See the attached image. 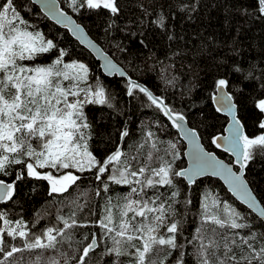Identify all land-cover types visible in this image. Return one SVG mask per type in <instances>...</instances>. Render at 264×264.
I'll use <instances>...</instances> for the list:
<instances>
[{
	"label": "trees",
	"instance_id": "obj_1",
	"mask_svg": "<svg viewBox=\"0 0 264 264\" xmlns=\"http://www.w3.org/2000/svg\"><path fill=\"white\" fill-rule=\"evenodd\" d=\"M58 1L131 80L163 100L172 113L183 115L207 151L232 164V159L212 143L214 137L223 133L227 123L212 101L216 82L220 79L228 82L225 90L236 106L243 135L249 138L264 135V129L259 126L264 122V112L256 107L264 99V16L258 12V0H116L120 11L115 16L107 9H87L77 5L74 10L70 0ZM15 3L22 17L29 22L28 30L41 33L45 40H52L56 46L35 61L20 63L28 67L46 66L63 50L65 63H83L88 68V79L86 84L81 83L82 88L99 86L104 89L108 103L84 106L90 125L86 130L88 148L98 160L119 148L123 153L122 160L129 162L133 169L145 163L149 151L154 156L152 167H159L160 158L171 163L174 172L185 166L183 142L144 93L137 88L129 95V82L125 78L103 75L91 54L67 31L50 22L29 0H15ZM161 18L163 26L158 23ZM68 85L65 81L64 86ZM122 133L127 135L122 137ZM148 133L152 134L151 138ZM152 143L156 150L151 148ZM173 144L174 149L170 147ZM94 171L78 173L80 179L68 192L50 196L47 181L27 178L23 165H12L9 174H0V179L5 183L12 182L17 172H23L26 178L17 182L13 199L2 204L0 211L6 212L11 221L22 219L30 233L36 235L48 227L62 228L57 217L67 219L75 211L76 220L87 226L69 230L71 247L67 242L57 247L69 256L78 257L83 247L91 242V235L96 233L98 246L86 258V264H112L115 257L103 254L111 242L105 243L101 239L98 222L106 214L109 199L113 205H121L130 189L110 183L105 192L103 185L95 180ZM172 179L173 186L159 188V192L167 199L172 191L179 190L180 195L173 205L175 214L167 219L169 223L179 222L177 243L183 247L174 250L165 264H176L181 253L184 264H198L199 241L194 238L197 230L202 228L204 203L210 212L221 217L225 216L222 209L228 205L242 218L238 222L248 225L234 231L243 236L255 233L264 239L261 236L264 223L236 202L217 179L205 177L193 185H187L176 176ZM245 179L264 208V152L255 150L253 158L245 163ZM104 180L107 182V175ZM97 188L99 196L95 194ZM153 191L148 190V195L151 196ZM82 192L87 196H80ZM74 200L79 204L86 203V206L78 209L72 203ZM212 200L218 201L215 207ZM118 211L119 208H113L116 219ZM214 227L211 223L203 225L202 234L211 235ZM216 231L224 230L217 228ZM161 234H167L166 227L161 228ZM6 243L22 247L19 238L12 241L6 237ZM256 246L259 247V243ZM40 253L39 249L25 251L15 254L13 259H19L21 264H33ZM56 255L53 250H45L43 259ZM129 259L120 258L123 264H128Z\"/></svg>",
	"mask_w": 264,
	"mask_h": 264
},
{
	"label": "snow or ice",
	"instance_id": "obj_2",
	"mask_svg": "<svg viewBox=\"0 0 264 264\" xmlns=\"http://www.w3.org/2000/svg\"><path fill=\"white\" fill-rule=\"evenodd\" d=\"M44 2L50 16L57 22L66 19L65 13L55 6V0ZM70 4L74 10L77 5L87 9H107L113 16L120 11L116 0H70ZM258 12L264 16V0H258ZM158 23L163 26V19ZM28 29L29 22L22 17L15 0H0V174L8 175L12 165H23L27 178L47 181L50 196L66 193L75 186L80 179L75 173L93 170L95 180L103 185L105 192L109 190L110 183L128 186L130 191L122 198L124 203L113 205L109 199L105 207L106 214L98 222L102 230L101 239L105 243L111 242L103 254L115 257L112 264H123L121 257H129L128 264H165L174 250L183 247L177 243L179 222L169 223L167 219L175 214L173 205L180 195L179 190L172 191L167 199L164 193L159 192V188L173 186V176L185 177L191 184L194 177L206 173L222 175L240 193L245 203L255 207V201L240 177L217 161L212 153L203 152L199 146H195L191 153V167L175 172L171 163L162 158L159 167H152V151H149L145 163L136 169L122 160L123 153L119 148L105 159L98 160L88 148L89 136L86 130L90 125L86 121L84 106L108 103L104 89L99 86L82 88L81 83L86 84L88 79V68L83 63H65L63 58L66 53L63 50L46 66L28 67L20 63L35 61L56 47L52 40H45L41 33ZM76 30H80L79 26ZM65 81L69 82L68 86H64ZM227 83L220 79L216 87L223 89ZM137 88L161 112L173 119L174 126H179L176 122L184 120L180 114L173 117L172 110L163 100L131 80L128 94L131 95L133 89ZM226 99L228 103H223L216 110L219 112L227 109L229 115H232L235 105L230 103L231 97ZM256 107L264 112V99ZM259 126L264 129V122ZM126 135L121 134L122 137ZM186 135L193 137L195 133L189 132ZM151 136L148 133V137ZM220 139L214 137L212 140L217 148L222 146ZM223 140L227 146L225 150L232 151L242 161L241 168L253 158L255 150L264 152V135L255 138L243 135L240 122L235 117L230 135L223 137ZM170 147L174 149L175 145ZM151 148L156 150L155 143H152ZM105 175L107 182L104 180ZM25 178L23 172H17L12 182L5 183L0 179V203L12 200L17 182ZM148 190H154L151 196ZM95 194L100 195L99 188ZM79 195L87 196V193ZM72 203L78 209L86 206V203L79 204L76 200ZM114 207L119 208L118 219H114ZM203 208L202 228L197 230L194 238L199 241L196 250L198 264H264V239L258 238L255 233L243 236L239 231H234L248 227L238 222L242 219L239 213L225 205V216L221 217L210 212L207 204ZM259 215L264 218V209L259 211ZM75 217V211L67 219L58 216L62 228L48 227L42 234L36 235L30 233L22 219L11 221L6 212L0 211V222L3 225L0 226V264H21L19 259H13L15 254L37 249L41 253L33 264H71L73 260L76 264H86V258L98 246L96 233L91 235V242L83 247L78 257L69 256L57 247L65 242L71 247L72 236L69 230L87 226L80 224ZM208 223L215 225L211 235L202 234L203 225ZM163 227H166L167 234H161ZM217 228L224 231L217 232ZM261 236L264 237V234ZM6 237L12 241L19 238L22 247L7 244ZM85 239L88 237L85 236ZM45 250H53L57 255L45 260ZM183 255L181 253L176 259V264H184Z\"/></svg>",
	"mask_w": 264,
	"mask_h": 264
},
{
	"label": "water",
	"instance_id": "obj_3",
	"mask_svg": "<svg viewBox=\"0 0 264 264\" xmlns=\"http://www.w3.org/2000/svg\"><path fill=\"white\" fill-rule=\"evenodd\" d=\"M32 5H34L50 22L55 24L58 28L67 31L68 35L74 39L81 47H83L86 51H88L91 56L94 58V60L98 63L99 68L103 75L106 77H113L116 75L119 78H125L128 82L131 80L126 72L100 47L99 44H97L86 32V30L83 28L82 25L78 24L77 21L73 16L66 13L62 10L60 7V4L57 0H55V6L65 13L66 19H64L63 22H57L55 18H52L46 8L44 0H29ZM77 26H79V31L76 30ZM120 73H123L121 75ZM133 81V80H131ZM136 83L135 81H133ZM138 84V83H136ZM140 87H143L142 85L138 84ZM215 97V99H214ZM227 97H230V95L227 93L225 88L218 89L216 87L215 95L213 96V105L215 109L218 107H221L223 103H228ZM231 104L235 105L233 103V100L231 98L230 101ZM163 113V112H162ZM219 114H221L223 117L227 119V123L224 127L223 133L218 135L217 137H220L219 143L222 145L220 148H217L218 150L224 152L232 159V164L227 163L226 161L218 158L213 152L207 151L204 146L202 145V142L195 130L189 127L188 123L184 119L183 121L176 122L179 126H174L173 119L169 116L164 115V117L167 119L170 126L177 132L179 139L184 144V150H183V157L185 160V166L178 171L189 169L192 165V158L191 153L194 150L195 146H199L200 149H202L205 153H212V155L215 157V159L219 162H221L225 167L229 168L231 172L235 175H238L241 179V181L244 183V186L246 190L250 193L251 197L255 201V207L249 206L248 203H245L244 200L241 199V195L239 192L235 191L233 187L229 184V182L224 178L222 175H211L210 173H206L202 176H196L193 179V182L190 184L188 179L185 177H179L182 179L187 185H193L197 180L210 177L217 179L225 188V190L231 195V197L238 203H240L242 206H244L247 210H249L254 216H256L259 220H261L264 223V218H262L259 215V211L261 209H264L253 191L251 190L248 182L245 179V166L241 168V162L239 160V157H237L232 151H226L225 148L227 147L224 143L223 137L229 136L231 130L233 129V117H235L236 120L238 119L237 116V110L236 106L232 110V115H229L227 109L223 111H219ZM173 117L175 116L174 113ZM240 122V121H239ZM240 131L244 134L243 126L240 122ZM194 132L195 135L193 137H189L186 135V133ZM4 203H0V206Z\"/></svg>",
	"mask_w": 264,
	"mask_h": 264
},
{
	"label": "rangeland",
	"instance_id": "obj_4",
	"mask_svg": "<svg viewBox=\"0 0 264 264\" xmlns=\"http://www.w3.org/2000/svg\"><path fill=\"white\" fill-rule=\"evenodd\" d=\"M80 98H81V99L83 98V93H81V97H80ZM38 171H43V170L38 169ZM75 174L78 175V173H75ZM211 202H212V203H214V202L217 203L218 201H213V200H212ZM204 204H206V203H204ZM229 208H230V207H229ZM223 211H225L224 208L222 209V212H223ZM223 213L225 214V212H223ZM114 219H116V218L114 217ZM1 226H3V225H1Z\"/></svg>",
	"mask_w": 264,
	"mask_h": 264
},
{
	"label": "bare ground",
	"instance_id": "obj_5",
	"mask_svg": "<svg viewBox=\"0 0 264 264\" xmlns=\"http://www.w3.org/2000/svg\"><path fill=\"white\" fill-rule=\"evenodd\" d=\"M58 1V0H57ZM59 2V1H58ZM60 4V3H59ZM60 7H61V5H60ZM63 10V9H62ZM64 11V10H63ZM66 12V11H65ZM67 13V12H66ZM69 14V13H68ZM71 15V14H70ZM72 16V15H71ZM79 24V23H78ZM81 25V24H80ZM84 28V27H83ZM120 66V65H119ZM121 67V66H120ZM122 68V67H121ZM154 97H156V96H154ZM156 98H158V97H156ZM159 99V98H158Z\"/></svg>",
	"mask_w": 264,
	"mask_h": 264
}]
</instances>
